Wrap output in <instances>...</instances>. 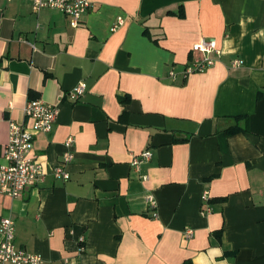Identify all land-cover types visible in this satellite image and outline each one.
<instances>
[{
	"label": "crops",
	"instance_id": "crops-1",
	"mask_svg": "<svg viewBox=\"0 0 264 264\" xmlns=\"http://www.w3.org/2000/svg\"><path fill=\"white\" fill-rule=\"evenodd\" d=\"M91 1L75 27L60 10L0 0V163L30 100L60 108L34 139L44 180L0 191V223L12 217L41 264H264V0ZM202 38L223 54L186 77ZM69 137L63 180L52 171Z\"/></svg>",
	"mask_w": 264,
	"mask_h": 264
},
{
	"label": "built area",
	"instance_id": "built-area-1",
	"mask_svg": "<svg viewBox=\"0 0 264 264\" xmlns=\"http://www.w3.org/2000/svg\"><path fill=\"white\" fill-rule=\"evenodd\" d=\"M33 10L40 12L42 9H57L71 17L72 24L76 27L82 21L83 16L92 6L91 0H32ZM125 22L123 17H118L114 29ZM192 50L200 52L203 56H194L190 63L184 69L186 77L195 73L207 70L216 64L223 54V50L218 46L217 41L213 38H202L196 42ZM243 62L242 59L235 58L232 60L233 66H238ZM171 75H175L171 71ZM87 84L80 81L75 85L68 94L72 99H79L84 95ZM59 105L50 104L43 100H30L25 107L27 122H10L9 138L3 147L2 157L4 163H0V191L12 196L20 197L24 191L44 180L47 171L41 160L38 158L34 139L38 133L49 132L53 129L58 114ZM74 138L69 137L65 141L66 151L63 154L62 161L53 168V175L58 179L67 180L70 173L67 170V164L74 158L72 146ZM153 153L146 149L137 155H133L131 164L136 171L141 172L143 163L150 161ZM144 179L148 175L142 174ZM208 193L203 194L206 199ZM147 207L153 210V216L158 217V201L154 194L146 195ZM0 234V264H41L43 258L36 252H31L25 248L19 247L16 243L15 222L12 217L6 216L1 219ZM194 230L186 229L184 236L192 238ZM84 240V237H81Z\"/></svg>",
	"mask_w": 264,
	"mask_h": 264
}]
</instances>
